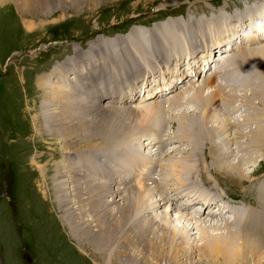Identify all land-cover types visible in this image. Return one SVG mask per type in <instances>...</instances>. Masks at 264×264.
I'll list each match as a JSON object with an SVG mask.
<instances>
[{"label": "rangeland", "instance_id": "1", "mask_svg": "<svg viewBox=\"0 0 264 264\" xmlns=\"http://www.w3.org/2000/svg\"><path fill=\"white\" fill-rule=\"evenodd\" d=\"M76 1L63 0L62 5L64 7L61 8L60 4L54 7L59 3V0H56L53 7L44 6V11H36L31 16L24 15L23 17H21L20 12L16 8V0H11L10 2L9 0L0 1V251L2 252V260L4 262L2 264H103L106 260L109 264V258H103L102 252L94 249L92 240L91 238H87V235L84 234L85 237L79 236L78 238L70 235V226L64 224L61 220V210L58 208L55 192H51L52 185L51 183L47 185L44 172L41 168L46 169L48 166L52 168L53 163L52 165L50 164L52 161L54 163L67 160L74 162L75 154L79 152L87 156V159H90V153L88 148L84 146L85 141L82 139V135H80L79 139H76L77 136H75V142L72 139L65 143L54 136L57 139L55 140L52 137V133L53 126L56 123L52 122L48 128L49 122L46 123L40 115V104L45 100L41 92L43 89L40 88L42 79L57 64L61 65L65 60L74 62L75 55L80 52H91L93 60L98 55L99 57L96 61L94 60V63L98 65V62H101L102 67L108 66L107 72L110 75L111 91L114 97L113 103H111L112 106L114 105L117 108H113L112 111H122L127 116L126 119L123 118L122 123L125 131H128L119 134L120 136L123 135V140L127 139L130 144H128V147L124 151L128 152L129 156H134V159L129 158L132 166L126 170L127 172L124 171L126 179L136 170L137 164H139L138 168L141 165L139 160L136 161L138 159L135 156L136 154H147L145 149L157 152L156 154H152L151 158H142L146 161L143 164H148L147 167L149 165H156L158 173L166 174L164 176L166 178L162 176L159 182H163L167 186L162 188L160 186L161 189L158 187L160 189L158 190L154 187L156 184L154 185V183L146 181L145 187H149V190L157 189L158 191H162L161 194L169 192L174 196V201L179 206L178 208H174V214L183 220V215L190 216V212L183 209L185 205L182 204V202L190 200L193 197L189 191L194 193V196L202 193L216 198L230 195L240 199L245 194L248 198L252 199L256 193L253 186L258 181L264 180V142L253 144L251 141H248V138L252 135L251 130L255 123L246 113L255 111L261 106L254 97L248 100L252 101L255 107L250 106V104L240 99V97L224 103L219 97L220 100H217L215 105L216 107L219 106L218 108H220L221 112L217 108L219 113L216 111L215 116H210L211 119L207 117V113H205V116L202 115L200 111L202 106L200 104L197 105L196 100L193 103L190 100L188 102L185 101L183 103L184 110L187 112L192 111L193 114L195 113L199 125L197 130L193 132L185 131L188 133H183L177 127V120L180 117L177 106L169 108V105L163 106L162 102L163 100H167L171 104L172 97L176 95H183L184 99L192 98L191 95L194 94L195 89L201 86L203 82L200 83L199 80L195 81L190 87L182 85L179 90L166 94L161 98H153L140 102L138 97L141 92L149 90L158 80H163V75L169 78L171 71L175 74L179 60L185 61V67H188V61L191 64L195 62L192 59V54L202 49L188 50L185 54V41L186 43L192 42L195 47L198 43L207 47L209 40L216 38L220 32L225 31L223 35H226L227 32L232 34L234 31L239 30L238 35H241L239 32L244 31L246 26H244V30H240L241 28L237 26L240 25V18H247L248 14L254 12L259 6L264 4V0H98L95 4L86 2L84 5ZM151 9L155 11L153 14L150 12ZM25 19L30 22L32 21L31 23L35 25V28L27 30L23 25V20ZM143 27L148 28L144 30ZM233 28L235 30H232ZM208 32H212L213 35L211 36ZM133 34L139 38H133ZM140 36L145 40L149 36L152 39L151 46H145ZM106 37L111 38L108 39ZM113 38L115 40L111 43V39ZM243 40H247V42L242 47L245 46L247 48L249 46L247 49L253 52H257L264 45V41H260V39H254V42L250 43V36ZM229 41L231 42V39ZM155 42L159 45V51H155ZM107 43L108 48H104ZM136 45L142 48L140 59L133 51V47ZM222 45L224 48L225 42ZM101 46L103 49L99 50ZM86 48L87 51H82L86 50ZM216 49L217 54L218 51L221 54L223 52L227 54L228 52L225 49L221 52L222 48ZM241 49L243 48L236 46L234 50L235 52H240ZM157 52H161L164 60L155 54ZM200 54L198 57L201 58ZM232 54L229 55L228 61L233 62L235 67L231 71L226 70V77L224 78L223 75V78H220L223 82L221 85L228 96L230 94L229 89L237 95L247 96L250 94V90L255 89L256 86L261 84L255 85V79L249 74L250 70H254L253 67H258L245 62L246 66L241 69L239 74L237 69H240L241 66L238 64L241 56L237 57ZM245 59L249 61V58H246V56ZM65 64L68 63L65 62ZM93 67L97 66H90L86 62L81 64L80 72L82 73V79L75 84L79 85L84 92V85L87 87L91 82L99 85L100 82L104 83L106 80L104 72L103 75H93V81L90 80L89 74L92 72ZM65 69L63 68V71L70 73V69ZM146 70L147 73L145 72ZM56 76L50 77L52 83L57 82V80L58 83L61 82L60 75ZM71 76L73 77L72 74ZM229 76L231 77L230 82ZM233 76L236 78L233 79ZM189 79L190 77H187L185 82H188ZM146 83H148L147 87H145ZM242 83L244 86L241 85ZM61 85L64 87L66 83L64 82ZM216 85H219V83ZM75 89L80 90V88ZM211 90V88H205L204 93L206 94ZM255 94L257 95L258 93ZM86 97H93V94L91 93ZM111 98L102 99L104 101L103 105H111ZM123 98L126 99L124 104L122 103ZM92 100L95 101V98L93 97ZM208 100L207 97L204 98L206 103ZM143 106H148L149 108ZM230 106L233 110H240L235 115L230 116L231 118L229 117L231 114ZM136 107L142 108L144 112L148 110L146 111L148 114L147 121L140 125L136 121L140 117V111ZM195 107L196 109L193 110ZM214 107L211 106L210 108ZM56 111L55 109L54 113ZM244 111L245 114L243 113ZM128 114L133 116L129 117ZM201 116L205 120L209 119L208 121H204L205 127L199 121ZM224 117L227 119L225 122L221 120ZM133 118H135L134 122ZM185 120L188 121V116ZM217 120H219V123H217ZM229 121L235 123L240 131L242 130L243 133L238 132L240 137L236 136L237 134H233V128L228 129ZM243 122L244 124H242ZM121 128L122 126L119 125L118 130ZM209 135L213 137L209 138ZM198 137L203 141L201 148L191 149L192 139ZM211 138L213 141H211ZM150 140L155 141V143L151 145L152 142ZM186 140L190 142L188 143ZM209 141L216 142L218 149L224 146L230 150L228 154H225V149L223 148L224 154L222 157L226 156V161L230 160L229 162L240 163V167L243 166V170L241 169L243 174L241 176L235 175L238 172L235 171L236 168H230L229 170L222 168L218 172H215L214 168L216 164L206 158V155L208 156L211 150L207 143ZM95 142L96 145H101L102 143L92 140V143ZM75 144L79 148L73 151L69 147ZM131 148L135 150L131 151ZM137 148L140 150L139 152L136 151ZM159 150L160 154H158ZM182 152H185V154ZM249 155L252 157H248ZM237 157H239L240 162L238 159L236 161ZM184 159L192 163V170L194 172L190 173L189 176H185L184 178H187L179 183L170 176L171 173L167 165L171 164L172 161L173 163L182 160L183 162H187ZM133 162H137V164H133ZM160 165L165 166L160 167ZM77 166L80 167V164ZM205 167L206 169L204 170ZM74 169L78 168L75 166ZM166 171L167 173H164ZM47 172L51 174L52 169H49ZM139 172H143L142 174L145 175L144 171L139 170ZM231 173L234 176L229 175ZM163 178L165 179L164 181ZM185 180L188 183L184 182ZM80 181L81 186L82 184L85 186V183H82L83 179H80ZM113 182L114 180L111 182L110 189H112L111 192L115 193L107 198L109 199L108 203L111 210L113 207L115 208V204L118 207L119 204L124 203V200L119 198L128 189V186L133 183V179L129 180L127 183H130L129 185L114 184ZM185 183L187 187L184 185ZM48 186L49 189L46 192L45 188ZM150 187L152 188L150 189ZM165 188L167 191H164ZM173 188L176 191L170 192ZM157 190L153 191L157 193ZM118 192L120 193L118 194ZM71 195L67 191V197H71ZM157 196L160 197V195ZM107 199L105 200L107 201ZM71 205L65 206V211L68 213H72ZM169 205H166L165 208L170 212ZM180 206H182V209ZM145 210L143 211L144 215L148 214L147 212L151 209L148 208L146 212ZM205 215L207 214H202L201 217L203 216L206 224L209 225V222H211L210 225L218 228L209 230L213 231V233L224 231L223 227L225 226L218 223V218L214 215L211 217ZM179 217L175 220L176 223H179ZM213 219L216 223H214ZM134 220L136 221L137 217ZM179 224L187 226L188 236L191 238H200L202 235L201 231L199 232V230L194 229L195 225L192 228L186 221ZM220 227H222V230ZM238 236L240 237H236V239L238 242H241L240 238L242 235ZM100 237L103 238V236ZM259 239L261 244L264 245L262 243L264 240ZM110 241H115L112 245L118 246V249H121L125 245L124 238H110ZM169 250L170 248L168 247L167 251ZM129 255L133 258L130 260L132 264H155L150 258L146 262L137 250L130 251ZM169 255V261L160 260V264H207L206 259H201L198 256L189 259L188 252L180 253L174 246L171 248ZM259 258H256L254 261L247 260V264L262 262L261 258ZM117 260L114 258L112 263H117ZM136 260L138 261L136 262ZM209 262V264H212V261ZM118 264L125 263L121 260Z\"/></svg>", "mask_w": 264, "mask_h": 264}, {"label": "bare ground", "instance_id": "2", "mask_svg": "<svg viewBox=\"0 0 264 264\" xmlns=\"http://www.w3.org/2000/svg\"><path fill=\"white\" fill-rule=\"evenodd\" d=\"M0 1H8V0H0ZM10 1L11 0H9V2ZM55 1L56 0H16V6H17L16 8L20 12L18 13L21 15V17H23L24 15L31 16L35 14L36 11H40V12L44 11L45 10L44 6L53 7ZM97 1L98 0H85V1L77 0L76 2L77 3L79 2V4L81 5H84L86 2L95 4ZM58 4H60L61 8L64 7L62 5L63 0L62 1L59 0V3H57L54 7H56ZM249 18H250L248 23L249 30L247 31V36L248 37L250 36L249 42L253 43L254 39L256 40L260 39V41L261 40L264 41V39L258 37L259 31H261V29L263 30L264 27V9L258 10L255 14H251ZM31 22L26 19L23 20V25L27 30L35 28V25L32 24ZM238 26L241 28L240 30H242L244 26H246L245 21L241 20V23ZM250 28H253V30H251ZM238 31L239 30L234 31L232 34L230 32H227L226 35L224 34L223 36L218 37L215 40H212L213 42L214 41L215 42L210 43L209 45H207V47L202 46L201 43H198L195 47V45L192 42H187L186 48L189 51L202 49L201 51L193 53L192 59L197 57V55L200 52H203L204 53L203 59L206 60V62H208L207 60L210 59V63L208 62L209 64H211V62L217 64L215 58L213 57L216 51L215 49L223 47L222 44L226 42V41H221L223 38H226L228 42H230L229 39H231V42H233V40L236 39L234 35L238 34ZM135 34H133L132 37L139 38V37H135ZM147 38L148 39L145 40L142 37L141 41L145 46L150 47L152 43V39L149 38V36ZM245 42H247V40L244 42L241 41L238 45H236L239 48H243L241 49L240 52H235L234 50L235 48L232 46L228 50L226 56L231 55L232 51H233L232 55H235L237 57L241 56V58L238 61V64L241 66L240 69H237L239 74L241 69L245 68L246 66L245 62L247 63L249 62L251 65L257 66L258 68L253 67L254 70H250L249 74L253 79H255L254 82L255 85L259 83L261 84L256 86L255 89L250 90L249 92L250 94L247 96L240 94L237 95L231 89H229L230 94L228 96V94L225 93L224 87L221 85V83H219V85H216L217 83L214 84L216 81L215 78L216 76L214 74L219 75L220 78H223V75L225 78L227 74L226 69L222 70L221 68H218L212 73V75H209L207 77L206 81H204L201 86L195 89L194 94L191 95L192 98L184 99L182 97L183 95L182 96L176 95L172 97L170 107L174 108L177 106V108L179 109L178 113H180V117H178L179 120H177L178 121L177 127L183 133L193 132L194 130H197V128L199 127L197 123L196 114L194 113L195 114L194 117L192 111L187 112L184 110L183 103L185 101L188 102L190 100L193 103L195 102L194 100H196V104L197 105L200 104L202 106L200 110L202 115L205 116V113H207L206 114L208 115L207 117L210 116L213 117L215 116L217 108L219 107V106L216 107L215 103H217V100H220V98L221 101L224 103L230 101L231 99H237L240 97V99L250 104V106L255 107L254 103L248 100L254 97L257 100V103L261 104V106H259L255 111H249L246 113L250 116L251 119H253V122L255 123V125L252 124L253 125V128L251 130L252 135L251 137L248 138V141L249 142L251 141V143L253 144L264 142V111H263L264 84H262L264 82V47H263L264 45L257 52H253L250 49L245 48V46L242 47L243 45L246 44ZM154 47H156L155 51H157L159 49L158 43L155 42ZM101 48L103 47L101 46L99 49ZM104 48H108V46H105ZM141 49L142 48L138 45L133 47V51L136 53L139 59L141 58L140 55ZM209 51L212 52L211 57L208 54ZM155 54H157V56L160 59L164 60L161 52H157ZM245 56L246 58H249V61L245 59ZM98 57L99 56L97 55L96 59L94 60L96 61ZM94 60L91 52H80L79 54L75 55L74 62L65 60L64 62H62L61 65L57 64V66H55V68L52 71H50L49 74L46 75L44 79H42L40 85V88L43 89V91H41L42 97L45 99L43 100L42 104H40V108H41L40 115L44 118L46 123L49 122L47 126L48 128L51 126L52 122L56 123L53 126L52 137L54 138L55 136L61 139V141L67 143L68 140H72V139H73L72 141L75 142L74 139L75 136H77L76 139H79L81 137L80 135H82V139H84L85 141L84 146L88 148V151L90 153V159H87V156H85L84 154L82 155L79 152L78 154L77 153L75 154L74 162H69L67 160L64 162L59 161L57 163H54L52 161L51 163L49 162L51 165L53 163L52 168L49 166L46 167V169L41 167L44 172L45 181L47 185L48 183L49 184L51 183L52 185L51 192L52 193L55 192L56 200L58 201L57 203L58 208L61 210V215H60L61 220L63 221L64 224L70 226V230H71L70 235L74 238H78L79 236L85 237V235H87V238H91L94 249L100 250L102 252L103 258L106 257L109 258V264L112 263V260L114 258L120 261L121 260L124 261L125 264H132L130 260L133 258L129 255L130 251L132 250H137L145 261L148 258H150L155 262V264H160V260L169 261L170 259L169 252L173 246L180 253L188 252L189 259H193L195 256H198L201 259H206L207 264L210 263L209 261H212V264H247V260L254 261L256 258L258 259L259 257L261 258L262 262L261 261L254 262V264H264V245L261 244L259 239L261 238V240H264V180L258 181V183H256L253 186L254 187L253 189L256 190V193L253 195L252 199H249V202L252 206L249 205L248 208H240V210L239 209L233 210L228 214V216H224V217H228L229 219L225 220V227L222 226L224 228L223 229L224 231H221L220 233H218L219 231L217 233H213V231L209 230V229H218V228L210 225L211 222H209V225H207L206 221L203 219L204 215L201 217L202 214H205L204 212L205 209L215 207V201H212L210 205L207 203H206L207 205L205 206L202 205V207H204L202 212H200V210L202 209L201 207L199 211L192 210L190 212L191 213L190 216L183 215L184 216V220H183L181 217L173 213L174 208L179 207L177 206V204H174L171 201L172 199H174V196L167 197L166 199L167 201H165L164 199H162V195L160 197L157 196L160 193V191L157 190L158 188L153 189L159 192L156 193L153 190H149L148 189L149 187L148 188L145 187V182L155 181L154 179H156L155 177L157 176V174H155L154 177L152 173L151 174L145 173V175H142V177L137 178L138 181L137 186L129 187L131 185L129 183L130 184L128 186L129 188L126 189L124 194L122 193L123 195L119 198L124 200V203L119 204L118 207H116L115 204L114 206L116 209L114 207L112 210L110 209L109 206L110 204L108 203L109 199L107 198L111 197L112 194L115 193V192H111L112 190L110 189L111 182L114 179L117 180L118 178H120L121 182H117V183H120L121 185L126 184L125 179L123 177L124 171L128 170L129 165H132L129 158L134 159V156H129L128 152L124 151L128 147L129 142L127 139L123 140L124 139L123 135L121 136L119 135L122 133H126L128 131V130L125 131L124 125L122 123L123 118L126 119L127 116H125V113H123L122 111L119 112L112 111V109L116 107H114V105L112 106L111 101H110L111 105H106V106L103 105L104 101H102V99L113 97L111 91V79L109 72H107L108 66L102 67L103 72L106 75V80L104 81L103 85L101 87L94 86L92 88L91 93L93 94L95 101L92 100L93 97L87 98L86 96L83 95L84 93H82L81 95V91L75 89V88H79V86L76 85L75 83L81 81L82 79V73L80 72L81 64H84L86 62L90 66L93 65L101 66V62H98L97 65L94 63ZM183 61L184 60L182 61L179 60L177 62L178 70H180L181 67L183 66V63H185V61L184 62ZM65 62H67L68 64H65ZM187 65L190 67L192 66L191 62L189 63V61L187 62ZM219 67H222V64ZM63 68L64 70H66L65 68L70 69L71 70L70 73L63 71ZM203 69L204 67L202 68V70ZM99 71L102 75L104 74L101 72V70ZM145 72L147 73V70ZM172 73L173 71H171L170 74L173 75ZM71 74L73 75V77L71 76ZM53 75L54 76L60 75L59 78L61 79V82L58 83L57 80V82L52 83L50 81V77ZM187 75L188 74L183 69L177 73V76H179L181 79L184 78L183 76H187ZM230 78L231 77L229 76V82H230ZM232 78L234 79L236 77L233 76ZM64 82L66 83V86L62 87L61 84H63ZM241 85H243V83ZM205 88L207 89L211 88L212 90L205 94L204 93ZM161 91L162 90L156 92L158 94ZM255 93L258 94L256 95ZM205 97L209 99L207 103L204 101ZM211 106H215V107L210 108ZM136 108H138V111H140L139 113L140 117L136 119V121L140 125L141 123L147 121L148 114L146 113V111L148 110L144 112L142 108L139 107ZM147 108L149 107L147 106ZM207 108H209V110H207ZM55 109L57 110L56 113H54ZM195 109L196 107L193 110ZM218 110L219 112H221L220 108H218ZM243 113L245 114V111ZM128 115L129 117L133 116L130 114ZM187 116H188V121L185 120L187 119ZM134 119L135 118H133V122ZM208 120H205L204 117L201 116V119L199 121L200 123L204 124L205 127L204 121H208ZM221 120L225 122V120L227 119H225L224 117V119ZM218 121L219 120H217V123H219ZM214 122L216 124V120ZM228 123H229L228 129L233 128L234 129L233 134H237L236 136L240 137V134H238V132L240 131L238 129L239 127L235 123H232L230 121ZM242 124H244V122ZM119 125H121L122 128L118 130ZM240 132L243 133L242 130ZM211 136L212 135H209V138ZM54 139L57 140L56 138ZM92 140H97V142L100 141L102 143L101 145H96V142L92 143ZM211 141H213L212 138ZM211 141L207 142L211 150L210 153H208V156L206 155V158L210 159L212 163L216 164V167L214 168L215 172H218L222 168L224 170H229L230 168L233 169L236 168L235 171L238 172H236L237 174L235 175L241 176L243 174L241 171V169L243 170L242 168L243 166L240 167V163L238 162L234 163L233 161L229 162L230 160L226 161L225 160L226 156L222 157L224 153L228 154L230 150L228 148H225L221 144L220 145L222 147L218 149L217 143ZM187 142L189 143L190 141L188 140ZM191 143H192L191 149L192 148L199 149L201 148L203 141H201L200 137H198L196 139H192ZM69 148L75 151L79 147L76 146L75 144L74 146ZM223 148L225 149L224 153H223ZM185 152L182 153L185 154ZM135 156H138V154H136ZM248 157H252V156L249 155ZM237 159L240 162L239 157L236 158V161ZM78 164H80V167L77 166ZM75 166L78 169H74ZM163 166L160 165V167ZM167 166H169L168 170H170L171 173L170 176L173 177V179L179 183L187 178V177L184 178L185 176H189L190 173L194 172L192 170L193 168L192 163H190L189 160H187V162H183V160L175 161L174 163L172 161V163ZM49 169H52L51 174L47 172ZM205 169L206 167L204 168V170ZM164 173H167V171ZM159 174L161 175V177L162 176L164 177L166 175V174L163 175V173H159ZM167 175L169 178L170 177L169 173ZM229 175L234 176V174L232 173ZM164 178L163 181L165 180ZM80 179H83L82 183H85V186H83V184L81 186ZM184 182L188 183L186 180ZM186 183L184 185H186ZM162 185L163 187L167 186V184L165 186V183H163ZM148 186H152V185H148ZM151 188L152 187H150V189ZM48 189L49 186L45 188L46 192L48 191ZM165 190L166 188L164 189V191ZM67 191L68 193L72 194L71 197H67ZM119 193L120 192H118V194ZM189 193L194 196V193H192L191 191H189ZM186 196L188 197V195ZM105 199H107V201ZM190 200L192 204H183L185 205L183 209H186L188 211L191 210L194 206L199 204L201 199L200 197H195V198H191ZM69 204H72L70 207L72 209V213H68L67 211H65V206ZM143 204L145 205V208ZM169 204L171 205L174 204V205L171 206ZM166 205L170 206V208L168 207L169 209H171L170 212L165 208ZM148 208L151 210L147 212L148 214L144 215L145 213H143V211L145 209L148 210ZM180 208L182 209V206H180ZM207 215L211 217L214 214L207 213ZM218 215L220 218H222L220 214ZM136 217L137 220L135 221L134 219H136ZM177 217L180 218L179 223L180 222L183 223L186 221V223L191 225L192 228L195 225L194 229H197V231L199 230V232L201 231L202 235L200 236V238H191L190 236H188L189 232L187 226L186 225L182 226L181 224L176 223L175 220L178 219ZM214 223L216 222L214 221ZM230 224L232 225L234 224L237 227L229 228ZM222 227H220L221 230ZM194 229L192 230L194 231ZM238 232H240V234H238ZM238 235H242L245 238L241 236L240 238L241 242H238L236 239V237H240ZM100 236H103V238H101ZM110 238H124L125 245L121 249H118V246L112 245L115 241H110ZM262 243H264V241ZM168 247L170 248L169 251H167ZM118 260L116 261L117 263L115 264H118V262H120ZM137 261L138 260H136V262ZM105 263L108 264L107 260L103 264Z\"/></svg>", "mask_w": 264, "mask_h": 264}]
</instances>
